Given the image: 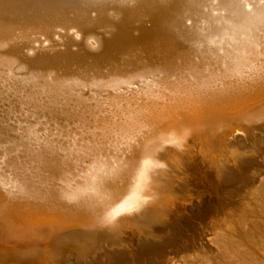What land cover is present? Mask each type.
Here are the masks:
<instances>
[{
    "label": "bare ground",
    "instance_id": "obj_1",
    "mask_svg": "<svg viewBox=\"0 0 264 264\" xmlns=\"http://www.w3.org/2000/svg\"><path fill=\"white\" fill-rule=\"evenodd\" d=\"M263 117L264 0H0V247L118 233L164 205L162 172L140 214L93 229L159 133L243 150L232 132ZM239 159L169 239L97 264H264V153Z\"/></svg>",
    "mask_w": 264,
    "mask_h": 264
},
{
    "label": "rangeland",
    "instance_id": "obj_2",
    "mask_svg": "<svg viewBox=\"0 0 264 264\" xmlns=\"http://www.w3.org/2000/svg\"><path fill=\"white\" fill-rule=\"evenodd\" d=\"M232 134L243 136L244 143L248 144L247 148L237 150L235 147L228 146L227 142L231 136L219 142L214 139L215 136L200 138L204 144L202 142L199 144V140L196 139L186 145L184 152H176L173 148H169L171 152L165 157V162L168 164V170L165 173L169 177L170 183L166 189L170 190H165L162 187L161 190L165 192H160L165 194L161 203L164 205L161 204L162 208L158 206V209H153L151 216L145 219L130 218V221H125L121 224L122 226L120 225L121 229L118 233L114 232L109 236H95L91 241L87 240L86 243L83 242L85 237L79 235L76 246L71 241L62 240L63 242L60 241L62 246L59 244V248L56 246L52 252L21 254V251L17 250L18 253L14 254L10 253L11 250L5 248L7 252L10 251L7 253L3 247H0L3 249H0V264H75V261L79 260L80 264H97L104 254H108L110 257L129 252L137 254V256L142 255L141 247L144 242L158 239L159 236L160 239L166 236L167 238L165 237L164 240H167L174 233L173 230L176 229V226L182 224L183 219L189 216L188 218L193 221L192 208L195 209L202 203L203 198H208V196L213 198L217 195L220 182L223 181L222 183L225 184L226 179L228 180V177L231 176L232 170L238 168L241 154L249 152L252 157H259L264 153V145H258L254 139L257 134L264 136V128L257 129L250 135L243 133L242 129L235 130ZM256 150L260 152L255 153ZM229 169L231 170L229 171ZM224 172L226 174H223ZM223 178L224 180H222ZM166 193L168 195L170 193L169 197ZM157 213L158 215H155ZM76 248L80 250H76Z\"/></svg>",
    "mask_w": 264,
    "mask_h": 264
},
{
    "label": "clouds",
    "instance_id": "obj_3",
    "mask_svg": "<svg viewBox=\"0 0 264 264\" xmlns=\"http://www.w3.org/2000/svg\"><path fill=\"white\" fill-rule=\"evenodd\" d=\"M192 135L193 130L190 127L159 133L156 137L159 147L139 158L125 192L119 199L103 208L96 217L98 226L114 228L121 217L138 215L152 204L158 198L153 188L154 176L168 170V164L159 158V154L167 148L184 152Z\"/></svg>",
    "mask_w": 264,
    "mask_h": 264
},
{
    "label": "water",
    "instance_id": "obj_4",
    "mask_svg": "<svg viewBox=\"0 0 264 264\" xmlns=\"http://www.w3.org/2000/svg\"><path fill=\"white\" fill-rule=\"evenodd\" d=\"M261 128H264V117L263 118H260V119H257V120H254L251 124H249V126H245L242 130L243 132L247 135V134H250L252 133L253 131L257 130V129H261ZM70 225V224H69ZM72 225V224H71ZM101 227L99 226H95L93 227L94 230H98L100 229ZM112 233H96V234H93V235H87V234H80V233H77V234H67V235H63L61 238H59L57 241L54 242V244H50L49 247L50 249L46 250L47 252L49 251H52L56 246H59L60 244V241L62 242V240L64 241H71V243H74V245H78V240L77 238L80 236L82 237H85L84 239V243H86V241H91V239H93L95 236H99V235H104V236H109L111 235ZM76 250H80L79 248H76Z\"/></svg>",
    "mask_w": 264,
    "mask_h": 264
},
{
    "label": "snow or ice",
    "instance_id": "obj_5",
    "mask_svg": "<svg viewBox=\"0 0 264 264\" xmlns=\"http://www.w3.org/2000/svg\"><path fill=\"white\" fill-rule=\"evenodd\" d=\"M114 171H115L114 169H111V170H110V172H109V174H111V173H112V172H114ZM100 198H101V199H103V198H104V196H103V195H101V196H100Z\"/></svg>",
    "mask_w": 264,
    "mask_h": 264
}]
</instances>
